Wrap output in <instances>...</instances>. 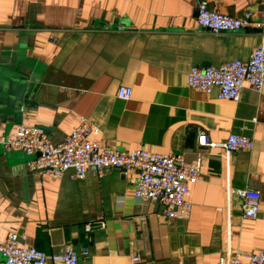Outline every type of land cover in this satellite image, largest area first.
Wrapping results in <instances>:
<instances>
[{
    "label": "crops",
    "instance_id": "obj_1",
    "mask_svg": "<svg viewBox=\"0 0 264 264\" xmlns=\"http://www.w3.org/2000/svg\"><path fill=\"white\" fill-rule=\"evenodd\" d=\"M197 1L0 0V133L33 124L56 143L86 118L103 144L201 159L191 214L179 220L134 194V170L55 179L0 144V238L17 232L49 256L70 245L87 264H216L229 247L264 249V92L245 85L238 100L220 99L187 82L192 66L247 60L264 43V0H206L261 23L221 32L199 25ZM231 132L254 147L227 154ZM201 133L215 145H200ZM229 187L259 190L256 218Z\"/></svg>",
    "mask_w": 264,
    "mask_h": 264
},
{
    "label": "built area",
    "instance_id": "obj_2",
    "mask_svg": "<svg viewBox=\"0 0 264 264\" xmlns=\"http://www.w3.org/2000/svg\"><path fill=\"white\" fill-rule=\"evenodd\" d=\"M197 21L199 25L212 32L235 31L260 27L253 20L251 11L236 16L209 7L206 0L197 1ZM189 86L206 92L216 93L220 99L238 100L245 85L257 92H264V43L256 46L247 60L239 58L225 61L219 65L200 67L194 65L187 74ZM118 96L128 99L130 86H120ZM100 128L88 119L81 118L63 140L52 143L45 130L37 125L21 123L6 133H0V144L7 148H20L27 153L26 165L35 172L60 179L66 174L71 178L83 179L92 167L99 175L109 168L123 172L134 170L137 174L134 194L143 201L160 202L163 213L173 219H186L190 216V200L193 182L201 177V159L189 162L180 153H161L144 147H113L103 144L96 136ZM200 145H215L204 134H199ZM222 146L227 154L238 150H250L254 140L246 135L231 132ZM228 193L241 198L243 216L256 218L260 210L259 190L245 187L231 189ZM90 229L89 224L86 225ZM229 247V246H228ZM89 248L82 254L87 256ZM0 254L4 264H47L51 258L55 264H87L80 260V254L70 245L49 256L44 251L20 243L17 232L0 238ZM133 261L140 260L138 254ZM216 264H264V249H232L219 257Z\"/></svg>",
    "mask_w": 264,
    "mask_h": 264
}]
</instances>
